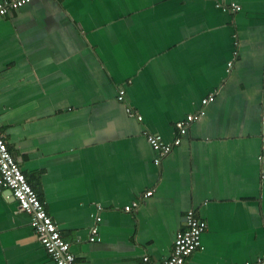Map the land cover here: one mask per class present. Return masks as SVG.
<instances>
[{
  "label": "crops",
  "instance_id": "0c3cea01",
  "mask_svg": "<svg viewBox=\"0 0 264 264\" xmlns=\"http://www.w3.org/2000/svg\"><path fill=\"white\" fill-rule=\"evenodd\" d=\"M199 113L155 165L143 133ZM0 133L80 264H164L188 211L185 264L264 259V0H30L0 18ZM0 264H54L9 192Z\"/></svg>",
  "mask_w": 264,
  "mask_h": 264
},
{
  "label": "built area",
  "instance_id": "2783aa9c",
  "mask_svg": "<svg viewBox=\"0 0 264 264\" xmlns=\"http://www.w3.org/2000/svg\"><path fill=\"white\" fill-rule=\"evenodd\" d=\"M30 0H0V18L8 13L20 9ZM219 7V5H217ZM234 11L240 8L232 5ZM231 67V63L228 64ZM120 103H125V93L123 89H119L116 97ZM214 96H209L202 99L201 104L213 102ZM128 117L136 118L141 121L142 117L132 112L130 108H126ZM202 114L188 115L184 120L178 121L175 124L176 136L172 144L164 142L160 135L144 132V136L149 145L158 152L159 156L154 160V164L158 165L160 158L167 156L173 147L178 146L181 137L184 136L188 128L193 122L198 121ZM10 192V195L17 203V208L20 212L26 213L30 218V224L33 228L39 243L50 256L54 264H80L70 250V243L65 241L58 230L57 225L48 215L44 202L39 198L33 187L28 182L22 172L17 161L11 155L7 143L3 135L0 133V194ZM152 194V191H147L143 197L147 198ZM138 202H133L131 205L124 207V211L129 212L138 207ZM101 217L95 215L94 225L89 231V242L100 241L99 223ZM206 229V223L196 218L193 211H188L185 217L184 229L175 233L173 247L170 256L165 260L164 264H185L187 258L196 250L201 248V236ZM264 259L257 260L259 264ZM249 264V263H244Z\"/></svg>",
  "mask_w": 264,
  "mask_h": 264
},
{
  "label": "trees",
  "instance_id": "16d2710c",
  "mask_svg": "<svg viewBox=\"0 0 264 264\" xmlns=\"http://www.w3.org/2000/svg\"><path fill=\"white\" fill-rule=\"evenodd\" d=\"M36 192V191H35ZM38 195V194H37ZM40 198V197H39Z\"/></svg>",
  "mask_w": 264,
  "mask_h": 264
},
{
  "label": "water",
  "instance_id": "95a60500",
  "mask_svg": "<svg viewBox=\"0 0 264 264\" xmlns=\"http://www.w3.org/2000/svg\"><path fill=\"white\" fill-rule=\"evenodd\" d=\"M10 193V192H9Z\"/></svg>",
  "mask_w": 264,
  "mask_h": 264
}]
</instances>
